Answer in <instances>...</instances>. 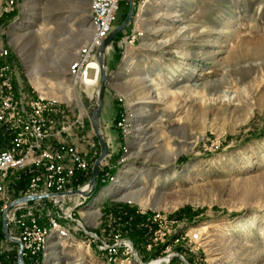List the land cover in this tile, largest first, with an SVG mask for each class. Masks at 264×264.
Wrapping results in <instances>:
<instances>
[{
  "label": "rangeland",
  "instance_id": "374dc122",
  "mask_svg": "<svg viewBox=\"0 0 264 264\" xmlns=\"http://www.w3.org/2000/svg\"><path fill=\"white\" fill-rule=\"evenodd\" d=\"M90 2L0 0V63L28 97L56 101L71 126L63 138L85 143L92 168L99 79L89 87L68 74L91 36ZM128 9L123 0L114 26ZM107 70L103 173L115 179L77 211L106 241H131L141 261L110 258L74 232L52 236L39 264H264V0H147L114 39ZM124 103L134 115L128 138L117 126ZM0 264H17L2 233Z\"/></svg>",
  "mask_w": 264,
  "mask_h": 264
},
{
  "label": "built area",
  "instance_id": "2783aa9c",
  "mask_svg": "<svg viewBox=\"0 0 264 264\" xmlns=\"http://www.w3.org/2000/svg\"><path fill=\"white\" fill-rule=\"evenodd\" d=\"M122 1L91 0V36L80 46L68 66V74L75 82L82 85L90 81L89 86L96 87V52L115 27ZM132 1L134 8L147 2ZM7 54V50H0V57ZM120 100L123 101L122 98ZM55 103L54 99L40 95L28 97L18 90L9 62L0 63V136L3 139L0 146V234H3L2 219L5 217L9 234L14 238L12 242L16 245L17 253L22 252L25 264H39L45 260L52 236L66 240L74 232L85 237L88 246L95 245L106 251L110 258L123 256L128 262L141 261L127 238L116 235L111 241H106L96 230L87 228L79 216L77 208L88 197L71 192L77 188L88 192L91 166L86 155L74 143L65 139L56 145L50 142L52 137L63 136L71 130L70 125L60 123ZM74 126L83 129V119H77ZM117 126L123 137L132 136L134 115L125 103L120 110ZM105 138L110 156L111 141ZM127 149L128 146L124 147V151ZM103 161L97 178L99 183L115 179L110 172L103 173ZM29 167L35 170L29 175L26 186L19 195L11 196L7 184L10 174ZM24 196L33 198L16 202Z\"/></svg>",
  "mask_w": 264,
  "mask_h": 264
},
{
  "label": "water",
  "instance_id": "95a60500",
  "mask_svg": "<svg viewBox=\"0 0 264 264\" xmlns=\"http://www.w3.org/2000/svg\"><path fill=\"white\" fill-rule=\"evenodd\" d=\"M128 2H129V9L127 12V16L121 23H119L113 28V30L108 34V36L102 41L101 45L99 46L96 52V58L100 65V75H99L100 77H99V85L97 87V97L95 99L94 104L88 110V116L94 135L98 140L100 146V152L91 168V176L88 181V185H89L88 192L83 191L79 188L71 192L75 194H81L86 197H90L94 193V190L98 183L97 178H98L100 164L109 154L106 138L102 132V127H101V113L105 101L106 91L110 87L109 80L111 78V74L107 70V58L114 39L117 37V35L120 32H122L131 23V20L134 16L135 13L134 3L132 0H128ZM30 198H33V196L21 197L16 202L27 200ZM2 231L6 238H8L11 241H14V238H12V236H10L9 234L5 217H3L2 219ZM17 264H25L21 251L17 253Z\"/></svg>",
  "mask_w": 264,
  "mask_h": 264
},
{
  "label": "crops",
  "instance_id": "0c3cea01",
  "mask_svg": "<svg viewBox=\"0 0 264 264\" xmlns=\"http://www.w3.org/2000/svg\"><path fill=\"white\" fill-rule=\"evenodd\" d=\"M111 61H112V58H111ZM57 129V127H56ZM65 135V134H64ZM63 135V136H64ZM89 135V134H88ZM63 136H54L51 138L50 142H52L53 145H56L60 140H64L65 138H63ZM86 136V135H85ZM84 136V137H85ZM91 136V135H90ZM83 137V136H82ZM93 139V138H92ZM67 142H71V143H74L77 148L82 151L86 156H87V151H86V145L85 143H81L79 142L78 138H69L67 137L65 139ZM2 142H3V139L1 138L0 136V146H2ZM83 142V141H82ZM85 142V141H84ZM35 169L33 167H29L27 169H25L24 171H19V172H12L8 178V181H7V184H8V188H9V192L11 193L12 192V182L11 180L15 179L16 181H18V185H19V192H18V195L20 194L21 190L26 186L27 184V181H28V177L29 175L34 171ZM14 192V191H13Z\"/></svg>",
  "mask_w": 264,
  "mask_h": 264
},
{
  "label": "bare ground",
  "instance_id": "6f19581e",
  "mask_svg": "<svg viewBox=\"0 0 264 264\" xmlns=\"http://www.w3.org/2000/svg\"><path fill=\"white\" fill-rule=\"evenodd\" d=\"M96 67H97V71H98V79H99V77H100V76H99V75H100V65H99V63L96 64ZM98 79H97V83H98ZM89 82H90V81H86V83H82V85H83V86H89V84H88ZM89 87H91V86H89ZM91 96H92V95H91ZM92 97H93V96H92ZM96 97H97V96H96ZM96 97L94 96L95 99H96ZM123 195H124V196H128V193H124Z\"/></svg>",
  "mask_w": 264,
  "mask_h": 264
},
{
  "label": "trees",
  "instance_id": "16d2710c",
  "mask_svg": "<svg viewBox=\"0 0 264 264\" xmlns=\"http://www.w3.org/2000/svg\"><path fill=\"white\" fill-rule=\"evenodd\" d=\"M127 16V13L122 17V21L125 19V17ZM121 34V32L117 35V37L119 36ZM118 62V60H116L115 62H114V64H113V66H112V68L111 69H114V65L116 64ZM98 175H99V173H98ZM102 183H99V181H98V183H97V186H96V189H98V188H100ZM94 193H96V191L94 192Z\"/></svg>",
  "mask_w": 264,
  "mask_h": 264
}]
</instances>
